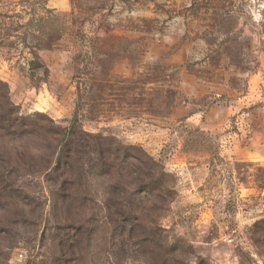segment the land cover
I'll use <instances>...</instances> for the list:
<instances>
[{"label":"rangeland","instance_id":"obj_1","mask_svg":"<svg viewBox=\"0 0 264 264\" xmlns=\"http://www.w3.org/2000/svg\"><path fill=\"white\" fill-rule=\"evenodd\" d=\"M178 260L264 264V0H0V264Z\"/></svg>","mask_w":264,"mask_h":264},{"label":"trees","instance_id":"obj_2","mask_svg":"<svg viewBox=\"0 0 264 264\" xmlns=\"http://www.w3.org/2000/svg\"><path fill=\"white\" fill-rule=\"evenodd\" d=\"M5 87H6L5 89L8 90L6 84H5ZM75 121H76V117H75L74 119L71 120V123H73V122L75 123ZM71 133H73V131H70L69 134H71ZM67 134H68V133H67ZM67 134H66V135H67ZM95 137H97V136H95ZM63 149H64V148H63ZM73 151H74V149L72 148V146H70V145L66 146V153H67V154L71 155V154L73 153ZM116 155H117V154H116ZM68 157H69V156H68ZM101 160H102V158H101ZM101 160H100V164H101V167H102L101 169H103L104 167H107V164H105L104 162H101ZM148 235L151 236V234H148ZM173 248H174V247L172 246L171 248H169V250H167L168 252H165V253H166L167 255H168V254H169V255L172 254L173 251H174ZM169 255H168V257H170ZM167 259H168V258H166V260H167ZM171 259H174V257H170V260H171ZM176 259H177V258H176ZM173 261H174V260H173ZM176 262H177L178 264L183 263L182 260H178V261H176Z\"/></svg>","mask_w":264,"mask_h":264},{"label":"built area","instance_id":"obj_3","mask_svg":"<svg viewBox=\"0 0 264 264\" xmlns=\"http://www.w3.org/2000/svg\"><path fill=\"white\" fill-rule=\"evenodd\" d=\"M224 240H227V238L225 237ZM17 259H22L23 258V252L22 251H18L16 253V256H15Z\"/></svg>","mask_w":264,"mask_h":264}]
</instances>
